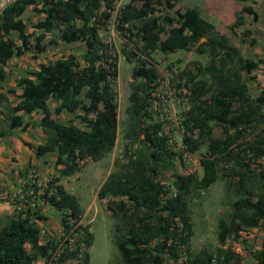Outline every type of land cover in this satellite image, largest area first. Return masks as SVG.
<instances>
[{"label": "trees", "instance_id": "16d2710c", "mask_svg": "<svg viewBox=\"0 0 264 264\" xmlns=\"http://www.w3.org/2000/svg\"><path fill=\"white\" fill-rule=\"evenodd\" d=\"M117 0H14L2 9L0 16V87L7 79V61L30 49L32 34L27 33L20 16L29 6L42 14L35 36L42 41L83 42L80 57L70 53L48 63H41L34 78L19 81L22 91L17 103L21 114L8 116L7 130L0 129V138L9 130L27 127L24 115L39 111L40 126L49 134L41 152H56L55 176L40 198L61 211L64 235L62 243L54 239L40 241L39 220L46 219L37 208L25 204L22 209L0 219V264H33L39 257L46 263L66 264L80 258L79 264H90L89 248L94 239L87 224H82L83 209L77 196L66 190L60 179L76 173L81 163L98 161L114 147L117 137V102L114 81L118 75L117 60L110 53L99 30ZM130 0L119 10V27L125 24L137 29L140 44L122 48L128 62H133L132 82L126 113V139L138 140L147 153L128 155L102 182L97 197L109 198L106 207L115 220L114 244L120 264H165L166 254L177 262L189 246L192 235L189 199L195 192L206 191L219 179L229 198V211L218 219L215 251L203 247L186 251L183 264H231L241 262L238 252L224 245L228 237L238 239L247 228L259 227L264 220V92L254 97L249 93L243 73L250 74L258 62L244 57L231 39L202 17L194 7L177 9L169 14L171 0ZM178 1V0H173ZM243 12L256 20L251 7ZM141 21L138 26L133 24ZM244 23L237 13L230 30ZM21 42L16 46L12 35ZM202 39H205L201 42ZM255 40L251 42L254 43ZM194 43L205 44L210 62L203 65L190 61L193 69L184 70V87L193 105L187 112L186 131L182 135L184 149L197 154L202 173L174 172L175 192L158 178L160 169H172L175 154L167 146V136L160 134L159 123L151 119L150 102L158 73L149 62L151 53L186 50ZM195 69V70H194ZM7 97L0 94V102ZM49 100L54 101V110ZM83 110L82 129L72 122L53 117L62 112ZM222 128L224 138L213 135V128ZM197 131V136L192 133ZM206 143V150L201 146ZM199 194V193H198ZM4 201L0 198V202ZM83 231L85 237L74 247L71 238ZM27 245L31 250L27 249ZM256 264H264V237L261 248L253 252Z\"/></svg>", "mask_w": 264, "mask_h": 264}, {"label": "rangeland", "instance_id": "374dc122", "mask_svg": "<svg viewBox=\"0 0 264 264\" xmlns=\"http://www.w3.org/2000/svg\"><path fill=\"white\" fill-rule=\"evenodd\" d=\"M13 1L0 0L3 3L0 5V16L2 9ZM129 1L117 0L106 17V25L99 30L101 39L108 43L111 55L117 60L118 75L113 86L116 91L118 127L114 147L102 159L87 160L81 163L79 171L60 179V183L66 190L79 199L83 209L81 223L87 224L94 235L91 246L87 249L82 247L83 251L90 253V264H120L119 253L114 244L115 220L106 207L109 198L97 197L102 182L118 163L126 160L128 155L138 156L148 152L140 141L125 137L128 127L126 110L129 105L130 84L133 80L132 67L135 63L125 59L122 48L125 46L134 48L140 44L135 27L129 24L119 27V10ZM134 5L138 7L139 1L135 0ZM186 7L196 8L202 17L212 22L220 32L231 39L233 45L244 57L258 62V68L250 74L243 73V78L252 96L260 94L261 81H264V0H171L166 6V11L174 15L177 9L182 10ZM243 7H251L258 18L254 20L252 15L243 12ZM237 13L244 18V23L237 26L235 33H232L229 27L234 23ZM42 17L43 15L35 12L31 6L26 8L20 16L26 32L32 34L30 49L23 51L20 55H14L5 65L8 76L0 87V94L7 97L6 101L0 102V129L2 130L8 128L9 115L22 113L17 103L22 91L19 81L23 77L34 78L33 74L39 69L41 63L66 57L70 53L80 57L84 50L83 42L58 41L56 44H51L49 41L54 37L52 33H47L42 41L37 42L35 36L40 31L35 28V25ZM133 24L139 26L141 21H135ZM12 39L16 46L21 44L15 33ZM204 40L202 39L201 42ZM252 40H255L254 43L251 42ZM151 56L148 60L156 68L158 78L153 84L154 99L150 102L149 108L152 118L147 119V123L160 124V134L167 136V146L175 154L173 168L160 169L158 175L161 182L170 186L169 195H172L175 192L174 172L202 173L197 154L187 152L182 143V135L186 131L187 112L193 105L184 87L182 72L193 69V65L190 64L193 60H198L203 65L208 64L210 53L205 44L194 43L186 50L170 53L154 51ZM49 105L53 111L54 101L49 100ZM41 115L39 111L24 115L25 121L29 122L27 127L9 130V133L0 138V198L4 200L0 202V219L12 214L15 209H22L25 204H29L46 216V219L38 221L41 243L50 239L62 243L66 237L61 225L62 213L40 198L48 182H51L58 174L56 168L49 164L51 153L43 155L41 152L44 141L49 137V134L38 126ZM81 115L83 110L79 109L75 113L53 114V117L60 122H72L86 129V125L81 122ZM192 134L197 136L198 133L194 131ZM9 135H12L10 143L7 141ZM3 143L6 144L5 149H3ZM205 150L206 143H203L201 151ZM42 157L46 159L43 160ZM228 202L229 198L220 179L206 191L193 194L189 199L192 235L186 251L195 253L203 247L215 251L216 247L220 246L217 240L218 219L228 213ZM84 237L83 231L74 233L71 246L74 247ZM263 237L264 220L259 227L247 228L240 232L236 240L228 237L224 247L238 252L242 258L240 263L232 261L231 264H256L253 252L261 248ZM27 249L31 250L29 245ZM185 253L181 254L177 262H173L165 254V264H183L186 258ZM79 259H69L66 264H79ZM35 263L55 264L53 259H49L46 263L45 258L41 259V257Z\"/></svg>", "mask_w": 264, "mask_h": 264}, {"label": "crops", "instance_id": "0c3cea01", "mask_svg": "<svg viewBox=\"0 0 264 264\" xmlns=\"http://www.w3.org/2000/svg\"><path fill=\"white\" fill-rule=\"evenodd\" d=\"M260 80V79H259ZM264 81H261V86H262V88L260 89V92L261 91H263L264 92V83H263ZM259 94H255L254 95V97H257ZM62 113H64V112H62ZM42 129V128H41ZM213 130L215 131L214 133H213V135L214 136H216V137H219V138H224V133H223V130H222V128L221 127H219V126H216V127H214L213 128ZM11 140H12V135H9V137H8V143H10L11 142ZM44 141V140H43ZM45 142V141H44ZM14 144H16V142H13ZM18 143H21V142H18ZM39 143H41V142H39ZM44 144V143H43ZM3 145V149H5L6 148V144L5 143H3L2 144ZM48 152H46V153H43V155H46ZM49 153H51V159L49 160V164H51L52 166H53V168H56L55 167V158H56V152L55 151H51V152H49ZM41 159H43V160H45L46 158H44V157H42ZM262 165H263V169H264V156L262 157ZM56 171H57V168H56ZM57 176H58V174H57ZM44 243V242H43ZM41 259H42V257H41ZM44 259V258H43ZM36 262V261H35ZM33 263V264H36V263Z\"/></svg>", "mask_w": 264, "mask_h": 264}, {"label": "built area", "instance_id": "2783aa9c", "mask_svg": "<svg viewBox=\"0 0 264 264\" xmlns=\"http://www.w3.org/2000/svg\"><path fill=\"white\" fill-rule=\"evenodd\" d=\"M0 5H3V3H2V2H0Z\"/></svg>", "mask_w": 264, "mask_h": 264}]
</instances>
